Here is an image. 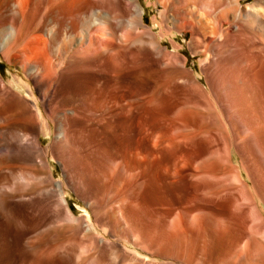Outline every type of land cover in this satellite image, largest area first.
<instances>
[{
    "label": "bare ground",
    "instance_id": "obj_1",
    "mask_svg": "<svg viewBox=\"0 0 264 264\" xmlns=\"http://www.w3.org/2000/svg\"><path fill=\"white\" fill-rule=\"evenodd\" d=\"M249 1L251 2L248 3ZM153 3L162 7L163 10L159 14L160 19L154 17L152 27L146 24L147 10L140 0H0V47L9 61L17 65L27 75V80L34 85L33 88L30 83L28 84L30 98L21 92H16L0 78V264L9 263V259L8 263L6 261L5 250L11 244L9 245L10 242L8 243L9 240L7 241L4 230L10 223H13L16 228L15 247L12 248L15 249L20 262L27 252L31 257H38L39 261L42 250L45 251L44 243L39 238L43 226L36 225L30 233L24 234L22 232L24 220L19 217L22 213L24 190L34 183L41 185L45 180L46 182L43 183L49 182L48 184H50L47 187L39 188L36 194L49 201V204L46 205L52 211V220L47 226L69 222L77 225L76 229L83 236L85 233H94L92 226L94 224H91L85 216L77 217L71 209L66 196L65 182L54 181L53 175L43 179L31 170H24L20 166L21 163H28L29 167L32 166L31 168L51 171L52 164L49 161V155L52 153L43 146L41 135L43 132L47 135L48 130H51L53 126L56 140L52 147L57 153V159H55L61 163L66 180L88 203L92 201L90 195L86 196L87 188L92 184L89 181L90 176L94 173L91 161L97 157V162L100 160L104 162L106 159L111 164V170L119 179L118 182L116 181L117 183H121L123 178L127 179L129 183L130 189L127 196L123 199L120 198L121 201L118 202L123 205V202L128 199L131 203V211L136 212L139 208L141 209L138 193H141L139 190L141 188L143 190L144 186L141 188L140 184L136 186V171L141 166L138 164V159L142 154L137 159L136 150L139 151L140 147L136 149L135 145L136 142L138 145L141 142L138 137L135 138V130H141V133H144L147 128L157 129L156 136H162V141L168 140L166 132L161 130V127L168 122L162 101H165L166 96L164 95L169 96V93L165 94V92L169 91L168 85L170 84H166L168 89H164L165 91L161 94L153 88L152 91L145 89L149 92H139L136 89V92L127 93L126 90V92L122 91L123 85L121 86L119 83L123 72H134L140 69L137 70L140 72V76L136 75L140 78L141 75L146 74L155 78L160 77V79L169 77L171 79L169 82L173 83L174 89L180 91L176 97L190 98L192 96L195 99L194 93H197L202 100L198 99L201 100L199 103L192 100L194 105L218 112L223 108L227 109V107L243 106L237 101L236 103H232L230 100L218 102L219 98L215 99V97H220L221 94L216 90L212 80L215 68L236 60V63H239V66L241 65L252 79L253 87L257 88L261 97L264 98V0H155ZM177 34L190 35L188 46L194 55L207 56L209 54L202 61L201 68L206 77L207 86L200 83L193 69H188V58L182 55L180 45L178 46L174 42ZM167 37L172 38L173 51L165 45ZM161 68L165 70L163 71ZM77 71L90 72L93 75L92 84L79 93L71 94V92L64 91L68 74H74ZM144 77L146 78L147 75ZM154 80L151 79L152 82H155ZM148 81L144 80L143 84L147 85ZM130 82L128 83L130 84ZM162 85L158 91L163 90L165 85L163 87ZM237 85L239 86V83ZM142 89L144 88L142 87ZM174 89L172 88L170 91V94L172 92L171 96L174 94ZM242 93H246V90L245 92L243 90ZM256 93L254 90L252 96L248 97L252 98ZM247 98L245 96V99L249 101ZM262 102L264 105V101ZM262 102L260 100V103ZM186 104H190V101ZM175 126L177 128L176 124ZM196 139L195 136L178 142H171L170 139V150H173L175 155L189 159L188 162L195 160L191 152L184 151L181 147L183 143L192 140L194 142ZM200 142L210 152L208 154L223 153V150L221 151L218 146L215 150L214 142L211 139H201ZM145 155L147 156V154ZM198 159L196 158V160ZM160 164L162 165V163ZM160 164H157L156 167H151L146 163L142 165L147 168L146 176L151 174L148 178L152 177L153 180L154 176V182H149L151 181L149 179L148 182L152 185L148 186L149 188L146 187L148 189L142 197V204L147 209L152 208L153 211L155 205L162 203L157 196V198L153 197L157 192H167L175 197L180 194L181 197H176L177 200L172 198V202L169 200V203L176 205L178 202L181 206L183 205V208L200 205V203L205 205L206 201L209 202L205 201V197H202L198 192V183H203L204 188L207 189L216 185L208 173L203 176L198 174L199 177L194 174V177H191L195 180L189 179L188 183H186L188 178L187 180L184 178L186 175L179 176L178 174V181L174 182V178L168 180L159 173ZM175 167L176 165L173 168ZM233 175L230 180H238L237 175L234 173ZM163 184L164 187H161ZM245 188L244 184L240 193L242 200L249 202L252 199L245 197ZM165 195L167 196V194ZM232 195V191L226 192L230 203L235 204V197ZM239 202L240 200H237L234 206H237ZM199 205L193 210L190 208L191 211H187L189 208L184 210L188 215L199 211H208ZM119 207L115 209L118 210ZM255 208L251 207L249 211L256 215L254 221L261 219ZM124 212L122 211V214L120 211L113 213L119 216L116 226L121 230L125 229L132 241L137 235H140L141 230H139V225L127 221L126 218L130 215L126 217L128 213ZM239 214L237 218L242 220L244 213ZM192 215L194 216V214ZM259 223L262 224L263 221ZM135 230L138 232L137 235H134ZM144 230L142 229L141 232ZM254 230L256 229H252L250 233L255 234ZM94 231L97 230L94 229ZM147 237L149 238V236ZM118 239L122 240L120 236ZM89 240L94 249L100 252L98 259L94 257L91 259V263L95 260L99 262V258L107 259V257L111 260L110 264L144 263L142 259L128 254L125 247L118 243L119 240L111 242L99 236ZM83 242L82 247L87 248V243ZM76 244L74 243V245ZM75 251L77 252V250ZM6 254L8 256V253ZM13 258L15 259V257ZM34 258L31 259V263H34Z\"/></svg>",
    "mask_w": 264,
    "mask_h": 264
},
{
    "label": "rangeland",
    "instance_id": "obj_2",
    "mask_svg": "<svg viewBox=\"0 0 264 264\" xmlns=\"http://www.w3.org/2000/svg\"><path fill=\"white\" fill-rule=\"evenodd\" d=\"M140 1L147 10L145 15L146 24L153 27L154 17L159 18V14L163 8L155 5L153 3L155 0ZM250 2L251 1L248 3ZM158 24L160 25V23ZM154 28L156 31H158L156 26H154ZM189 41L190 35L185 36L182 34H177V36H175L174 42L177 43L178 46L180 45L182 55L188 58V69H193L194 74L200 83L202 85L204 84V86H207L206 77L203 75L201 68L203 65L202 61L206 59L209 54L207 56L198 54L194 55L193 51L188 46ZM165 45L169 46L171 51L174 50L171 37L166 38ZM161 69L163 71L165 70L163 68ZM20 70L21 69L17 65L9 61L4 51H2L0 47V78H2L4 82L9 87H12L16 92H21L25 96L31 98L28 84L30 83L33 88L34 85L32 82L27 80V75L22 70ZM137 70L134 72L138 74L134 73L133 71L128 73L123 72L121 74V80L119 79V83H121V86L123 85L122 91H127V93L136 92L137 90H139V92H149L150 90L152 91L153 88V90L156 89L155 91L161 94L166 89H168L169 86V91L165 92V94L169 93V96L164 95L166 96L164 99L167 102L164 100L162 101L165 106L164 112L167 116L166 119L168 118V122L164 123V125L161 127V130L166 132V134L165 132L163 133L166 135V139L168 140L162 141V136H156L158 134L157 129L147 128L144 133H141V130H135V138L137 139L138 137V140L141 142L139 143L140 145L137 144L138 142H136L135 145L136 149L140 147L139 151H137L138 149L136 150L137 159L140 158V154H142L141 158L138 159V164L141 166L136 171V186L139 184L142 185L140 188L144 186L143 190L142 188L139 190L141 193H138L141 201H139V203L142 205L141 209L138 207L139 209L137 208L138 210L136 212L133 210L131 211L132 207L128 199V203L127 201H124L123 205L118 202L127 196L130 189L129 183L125 178L121 180V183H117L119 179H117L115 172L111 170V164L107 162L106 159L104 162L101 160L100 162H97V157L93 158L91 161V167H93L92 170L94 169V173L90 176L91 178L89 181L90 184H92L88 186V192L86 194V196L90 195L92 197V201H89V204L87 200H85L82 195H80V193L74 189L73 185L69 183L68 180H66L67 178L63 172V167L61 163L56 160L57 153L53 149V145L56 140L55 128L53 126L51 130H48L47 135L45 132H43L41 135L43 146L45 148L47 147L50 150V153H52L49 155V161L52 164L51 171L38 170L34 167L33 169L31 168L32 166L29 167L28 163H25L26 165L21 163L22 165L20 164V166L24 170H31L43 179L49 175H53L54 181L65 182L66 184L64 187L67 192L66 196L71 209L77 217H87L89 222L94 224L92 226L98 231V234L97 231H94L93 229V234L85 233V236H83V234H81L80 231L76 229L78 226L69 222H62L47 226V224H50L52 220V211L46 205L47 203L49 204V201L47 199L45 200L43 196L36 194L39 188L47 187L50 184H48L49 182L47 183L48 185L43 183L46 182L45 180L41 183V185H39V183H34L24 190L25 192L23 193L24 201L22 202V213L19 217H22L21 219L24 220L22 228V232L24 234L30 233L36 225L41 227L43 226L40 230L39 238L44 243L43 247L45 246V251L42 250L41 257L39 256V261L37 260L39 259L38 257H31L29 252H27L25 256L22 257V261L20 262V259H18L16 256L15 249L12 248L15 247L14 240L16 239V228L13 223H10L4 230V234L7 236L6 239L7 241L9 240V245L11 244L9 246L10 248L7 247L5 250V252L8 253V256L5 253L7 263L9 259L8 264H30L33 258L35 260L34 263L32 262L31 264H110L111 260L108 257L107 259L99 258V262L97 260L92 263L90 262L94 257L98 259V255L100 254V252L97 249H94V246H92V244L89 242V239L95 236L104 237L111 242L116 241L120 236L122 240L118 239V243L125 247L128 254L142 259L144 261L143 264H264V105L262 102L264 101V98L261 97L257 88L253 87L254 83L252 79L246 70L242 69L241 65L239 66V63H236V60L231 61L230 64H226L224 66L219 65L217 68H215V71L212 74V80L216 90L222 96H220L221 98L216 96L215 99L219 98V101H216L220 103H222L221 101L226 102L227 100H230L232 103H236L237 101L239 104L243 105L241 107H227V109L223 108L217 112L215 110L207 109L203 106H201L203 107L201 108L200 106L194 105L192 100L194 102L196 100L198 103L202 100L197 93H194L195 99L192 96V98H184V96L176 97V94L178 96L180 91H178L176 88L174 89V86H172L173 83L169 82L171 80L169 77H167L168 80L165 79L166 77L164 79L161 78V80L160 77L155 78L153 76L154 79H156L154 80L153 77H151L152 75L150 76V74H146V78L144 77L146 75H141L142 77L140 78L136 76H140V72H137ZM74 74H68L63 88L64 91L71 92V94L79 93L82 90L87 89V87L92 84L91 80L93 75L90 72L77 71ZM131 74L134 75V78ZM149 76L151 77L152 81L154 80L155 82H152ZM239 78L241 81L237 80ZM143 79L146 81L150 79L151 82L148 81V84L144 85L143 83L145 82ZM128 82H130V84ZM154 83H160V85H155ZM237 83H239V86ZM162 84H164L165 87L163 90L158 91ZM166 84L168 86H166ZM164 85H162V87ZM142 87L144 89H142ZM246 87L252 92L247 90ZM172 88L175 91L171 96L172 92L170 94V91H172ZM241 88H243L244 92L246 90V93H242L243 90H241ZM145 89L149 91H146ZM254 90L255 93L257 92L256 94H259H253V97L249 98L248 96H252ZM147 96L148 95H146V97ZM245 96L246 98L248 97L247 99H249V101L245 99ZM258 98L262 103H260ZM189 101L190 104H186ZM256 101L259 104H257ZM246 102L248 103L247 109L245 106ZM184 104H186V106H184ZM248 105L250 106L248 107ZM172 120L174 124L173 122L170 124ZM175 124L177 125V128ZM194 136L197 137V139L194 140L195 143L192 140V143H183L181 147L182 150L192 153L195 158V160H192L193 162L191 160L188 162L189 159H184V157H180V155H175V152L170 150V139L171 142H178L181 140L185 141L189 139V137L191 139ZM201 139H211L214 142L215 150L218 146V148H221V151L223 150V153L219 152L220 154H208L210 152L207 151L206 147L203 146V143L200 142ZM215 140L216 142L218 141V143H216ZM145 154H147V156ZM194 158L192 157V159ZM196 158L199 159L196 160ZM145 163L150 164L151 167H156L157 164L162 163V165L160 164L159 173L168 180H173L172 178H174V182H177L178 177L182 174L184 176L186 175L184 178L185 180L188 178V181H186V183H188L190 180L193 181L192 179L194 178L192 177H194V174H197L196 176L199 177L198 174L203 176V174L208 173L212 182H214L216 185H213L214 187H208L210 189H207L204 188L203 183H198V192L200 195H202V197H205V201L208 200L209 202L206 201L205 205L200 203L201 206L196 204L191 207L188 206L183 208V205L181 206V204L178 202L176 205H171L169 203V200L172 202V198L177 200L176 197H181L180 194L175 197L171 196L167 192H157L158 194H153V197H158L161 199L162 203L155 205L153 207V211L152 208L147 209L145 205L142 204V197L145 194V191L149 188L148 186L152 185V181L154 182V176L152 174L153 180L151 179L152 177L148 178L151 176V174L146 176L148 174V172H146L147 168L142 166L145 165ZM175 165L176 167L173 168ZM233 173L237 175L238 180H230L233 178L232 176H234ZM196 176L195 178H197ZM149 179L151 181H149ZM244 184L246 187L244 189L245 197L252 199L249 202L246 200L243 201L242 195L240 193V191L243 190L242 186ZM161 187H164V184ZM227 188L229 191H232V197H235V204L237 200H240V202L237 203V206H234L235 204L230 203V199L226 197V192H229L226 190ZM165 194H167V196ZM138 205L140 206V204ZM198 205L202 208L205 207L204 209L208 211L192 213L194 216L192 214L188 215L186 212L187 208H191L193 210ZM117 206H120L118 210H116L118 208ZM251 207H256L255 209H257L256 211L259 213V218L261 219L254 221V217H256V215H253L249 212ZM189 209L187 211H191V209ZM121 210L128 213L126 217L130 215V217L126 218L127 221L131 222V224L135 223L139 225V230L141 231L142 229H145L143 232L140 231V235H137L138 232H136V230L135 233L133 232L134 235H137V237L139 236L138 239L135 237L136 239L134 238V240L131 241L125 229L121 230L117 228L118 226H116V224L119 216L114 215L113 213H115V211H120L122 214ZM241 212L244 213V218L242 220L237 218ZM109 213L113 215H110ZM108 215L113 219H111ZM255 222L258 224H254ZM140 224L142 226L145 225L143 226L144 228ZM252 229H256L254 230L255 234L250 233ZM145 233H147L146 236ZM116 236L117 238H115ZM147 236H149V238ZM81 239L85 242H83ZM72 241L75 244H78L74 245ZM139 241H142V243ZM82 242L85 244L87 243V246L85 245L87 248L82 247L84 245ZM91 246L92 248H90ZM75 250H77V252ZM13 257H15V259Z\"/></svg>",
    "mask_w": 264,
    "mask_h": 264
}]
</instances>
